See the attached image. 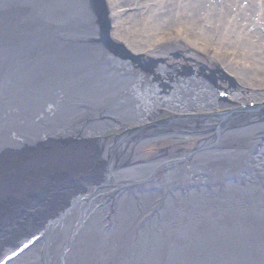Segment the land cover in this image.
Instances as JSON below:
<instances>
[{
    "label": "bare ground",
    "instance_id": "1",
    "mask_svg": "<svg viewBox=\"0 0 264 264\" xmlns=\"http://www.w3.org/2000/svg\"><path fill=\"white\" fill-rule=\"evenodd\" d=\"M147 6V12L155 13L175 9L179 14L177 20L183 19L181 25L185 23L188 11L194 13L197 10L190 5ZM233 6L239 7L241 17L235 26L218 33L215 40V29L209 23L203 28L208 38L214 40L207 42L208 46L211 44V48L222 49V52L239 50L242 54L240 60L238 56L233 58L234 53L229 54L232 57L229 59L215 55V50L196 48L189 40L193 37H189L186 31L178 29L176 32L170 24L155 17H151L153 23L150 24L147 18L146 24H141L134 40L130 36L118 37L120 31L116 26L114 35L112 32L111 35L115 41L123 42L138 54H169L193 48L205 53L210 62L221 61L223 67L234 71V76L246 85L263 87L264 57L257 58L264 54V42L257 47L252 43V35H264V0H237ZM69 11L67 14L60 10L67 18L74 12ZM192 33L201 36L198 31ZM211 53L218 58H209ZM246 61L256 64L258 70L248 72V68L239 63ZM112 63L119 71L117 85L121 88L117 97L124 93L125 106L119 112L104 106L93 110L91 117L82 119V122L88 121V126L78 124L75 128L81 135L75 134L79 139H93L95 136L106 141L100 149L102 161L112 149L122 151L125 158L132 153L138 160L133 158L130 166L107 161L108 164L102 165L105 167L102 177L96 174L84 180L71 192L68 204L48 218L32 237L4 248L0 264H264V211L254 210L264 203V141L254 140L244 132L248 129L246 127L219 129L218 134L209 137L214 145L209 142L188 154L176 150L178 157L185 155L181 159L174 158L175 162L170 158L174 163L168 161L160 169L161 158L141 160L143 147L153 141L146 143L135 139V143L133 140L130 144L120 142L114 146L113 139L102 136L117 127L125 130L132 127L135 131L143 129L139 126L149 123L164 109L180 115L211 111L220 100L194 75L169 76L172 73L166 70L167 67L160 66L144 78L139 71L131 70L135 66L133 63L113 56ZM163 80L169 85H164ZM159 82L168 92L159 91ZM179 136L181 134L171 139L179 141ZM226 138L233 140L235 146L229 142L227 145L218 144ZM250 144L252 149H249ZM70 149L54 150L56 153L62 151L60 158L53 157V154L47 158H51L53 164L58 160L53 165L55 172L75 180L72 177L85 176L88 162L93 164L94 153H74ZM87 154L91 158L80 160V155ZM47 158L44 164L47 172L52 174L53 169H49L52 164L46 162ZM99 180L102 186H99Z\"/></svg>",
    "mask_w": 264,
    "mask_h": 264
},
{
    "label": "water",
    "instance_id": "2",
    "mask_svg": "<svg viewBox=\"0 0 264 264\" xmlns=\"http://www.w3.org/2000/svg\"><path fill=\"white\" fill-rule=\"evenodd\" d=\"M70 9L68 18L60 12ZM111 28L105 0H0V255L32 237L88 180L49 174L45 159L74 141L98 146L77 138L75 127L88 126L82 119L101 106H125L112 56L140 61Z\"/></svg>",
    "mask_w": 264,
    "mask_h": 264
},
{
    "label": "rangeland",
    "instance_id": "3",
    "mask_svg": "<svg viewBox=\"0 0 264 264\" xmlns=\"http://www.w3.org/2000/svg\"><path fill=\"white\" fill-rule=\"evenodd\" d=\"M236 2L237 0H106L109 10V18L111 21L112 35H114L113 30L116 26L121 34H119L118 37L130 36V38L134 40L140 32L141 24L145 25L147 18L151 24L154 22L151 17H155L159 21H164L167 25L170 24L171 28H173V30L176 32H178V29L180 32L186 31L189 37H193L189 40L193 42L192 44L195 45L196 48L199 47L198 49L201 48V50L202 48H205V50H210L211 52L212 50H215V55L229 59H232L229 54L231 53L230 55H232L234 52H222V49H220L222 50L220 51L215 48H211V44L208 46L209 44L207 45V42L214 41L217 38L218 33L222 34L240 21L241 17L239 16L238 12L239 7L236 8L233 6V4ZM164 4H174L177 6L190 5L196 7L197 10L194 13H189L190 11H188L186 14L185 23L183 25L180 24L183 19L177 20L179 14L175 9L170 10L169 12L163 11L162 13H155L151 11L147 12V5L163 6ZM237 4L239 5V2ZM139 8H141V10L137 11ZM208 13H210V15ZM181 14L182 13H180V16ZM246 21L242 23H245ZM208 23L210 26H212L213 30L215 29L214 40L208 38L203 28V25L205 26ZM154 26L158 27V25ZM147 27L150 26L147 25ZM247 30L248 28H246V31ZM191 31H198L200 32L201 36H197L196 33L191 34ZM263 42L264 35L261 33H255L252 35V43H255L257 47L263 45ZM118 43L123 44L125 50L127 49L129 53L131 52L130 54L134 55L135 58H139L140 64H134L136 68L134 66L131 70L136 72L139 71V73H142L144 78L148 77L151 71L154 72L156 68L160 66L167 67L166 70L172 73V75L169 76H173L174 74L175 77H186L187 75L192 77L194 75L196 78L207 84L212 90L215 98L219 99L220 101L218 106H215L211 111L201 110L198 112H189L180 115L172 111H166L164 109V111L160 114L157 113V116H155L154 119L149 120V123L139 126V128L143 129L126 133V131H130L134 128L128 127L125 130L117 127L115 130L104 134L102 138L112 136L110 139H108H113L114 146L115 144L118 145L120 142L130 144L133 140L135 143V139L138 142L146 141V143L148 140L153 141L148 142L147 146L143 147L144 157L141 160L151 161L161 158L160 160L162 164L159 165V169L168 161L171 163L177 161L174 159L176 157L177 159H181V156L194 151V149L198 147H205L207 143L211 142L209 137L213 136L214 134H218L219 132H217V130L219 129L223 131L226 130V128L234 129L233 127H238L240 129V126H242V128L246 127L248 129L244 131L245 133L252 136L254 140L264 141V86L250 87L246 85L245 82L234 76V71L231 69L227 70L225 67H223L221 61L210 62L207 60L205 53L199 52L193 48L180 49L170 52L169 54L162 52L157 53L158 55H148L145 53H135L129 50L123 42ZM215 55L211 53L209 58H218ZM236 56H238V59L240 60L242 54L239 53V50L233 54V58ZM262 57H264V54H262L259 59L257 58V60H261ZM127 62L129 64L133 63L130 61ZM239 63L240 65L242 64L241 66L244 68H248V72H256L258 70V66L256 64L254 66V63L251 61ZM165 77L166 76H163V78ZM163 82L164 85H169L167 80H163ZM158 84L159 91L161 93L168 92V89L164 88L163 83L159 82ZM220 94L225 95V97L221 98ZM172 118H175V120H172ZM162 122L165 123L161 125L160 123ZM236 131H238L237 128ZM177 134H181V136H179V141L172 140L171 137ZM65 138H69V136ZM93 139H96L95 141H97L99 144L98 146H91L89 145V141H86L88 144L83 147L82 140L74 141L69 146L71 147L69 150L70 152L82 153V151H86L88 153L90 151L92 154L94 153L92 155L93 164L88 162L85 176L80 178L90 179L96 174H100L102 177L103 171L105 170V167L103 168L102 165H105L104 163H107L109 160H112V162L116 165L122 164V166H130V164L133 163V158H137L133 156L132 153H130L131 155L125 158V154L122 151L119 152L117 149H112L111 152L107 154L106 158H104L105 160L103 159L102 161L100 158V149L102 146L106 145V141L99 137L96 138L95 136ZM227 142H229L231 146H235V142L233 140L229 141V138L222 140V143L218 144L225 145ZM212 145H214L213 142H211V146ZM246 145L247 144H245V146ZM252 148L253 145L250 144L249 149ZM176 150L184 152L185 154H180V157H178V155L175 154V152H177ZM60 152L62 151L57 152L56 156L53 154V157L60 158ZM172 155L176 156L172 157ZM79 157L81 158L80 160H83L85 157L88 160L91 158V155H80ZM170 158L174 159V162H172ZM50 159L47 158L46 162L52 164L50 165L49 169L52 168L54 173L56 168L53 167V162L51 161L52 159ZM132 168L136 167L133 166ZM72 178L75 180L79 179L78 176L77 178ZM100 180L98 184L99 186H102V184H100ZM102 202H106V200H102Z\"/></svg>",
    "mask_w": 264,
    "mask_h": 264
}]
</instances>
